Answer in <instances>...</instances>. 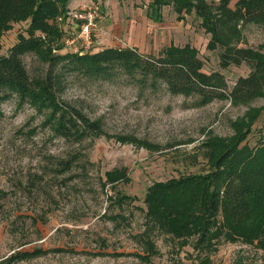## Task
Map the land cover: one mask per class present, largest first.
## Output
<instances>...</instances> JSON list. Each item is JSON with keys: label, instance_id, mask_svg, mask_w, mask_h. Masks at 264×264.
Segmentation results:
<instances>
[{"label": "rangeland", "instance_id": "rangeland-1", "mask_svg": "<svg viewBox=\"0 0 264 264\" xmlns=\"http://www.w3.org/2000/svg\"><path fill=\"white\" fill-rule=\"evenodd\" d=\"M237 1L231 0L230 6ZM163 11L164 23H151L147 39L137 37L139 45L147 47L140 53L157 54L171 42L190 44L199 52L204 71L222 72L229 89L251 73L245 64L221 67L223 48L213 47L212 36L194 13L180 21L172 7ZM110 16L108 7L105 20ZM66 20L69 27L59 23L69 35L75 21L69 14ZM105 20L96 31V46L130 45L127 37L107 33ZM26 25L15 23L0 37V56L8 53ZM238 31L234 46L264 56L263 23H240ZM25 63L36 75V58L29 56ZM66 85L61 100L102 124L104 133L93 143L54 137L44 117L34 116L28 106L17 111L16 103L9 101L1 107L0 264L15 251L36 249L47 253L16 264H264V235L259 231L252 232L251 243L215 242L203 252L177 246L158 233L153 236L158 252L150 260L139 258L146 253L137 239L145 222L141 209L148 187L205 173L210 148L219 140L233 139L259 115L250 135L257 139L264 123V93L247 105L218 100L196 108L192 98L172 96L165 89L141 93L123 80L111 85L71 76ZM112 189L138 199L121 207L108 199ZM118 214L129 220L115 221Z\"/></svg>", "mask_w": 264, "mask_h": 264}, {"label": "trees", "instance_id": "trees-1", "mask_svg": "<svg viewBox=\"0 0 264 264\" xmlns=\"http://www.w3.org/2000/svg\"><path fill=\"white\" fill-rule=\"evenodd\" d=\"M70 1L0 0V37L15 23L27 24L8 53L0 56V113L9 101L16 103L17 111L28 106L34 116L44 117L43 123L54 137L93 143L104 133L101 122L61 100L71 76L111 85L123 80L141 93L165 89L172 96L192 98L196 108L218 100L247 105L264 93V56L232 44L240 36V23L264 24V0H238L234 8L231 0H150L148 4V18L154 23L162 21L165 7H172L180 21L194 13L212 36L213 47L223 48V69L250 66L251 73L238 78L232 89L222 72L204 71L199 52L190 44H171L149 55L130 47L82 53L66 49L61 23H66ZM29 56L38 62L36 75L25 63ZM258 117L233 139L219 140L210 148L205 173L148 187L141 209L145 222L137 238L146 255L140 259L150 260L157 254L153 236L158 233L169 236L177 246H191L199 252L214 248L215 242L251 243L253 231L264 235V123L257 139L250 136ZM106 186L105 182L103 188ZM112 190L114 195L108 199L121 207L138 199ZM114 219L129 220L120 214ZM46 253L40 249L15 251L1 262L16 264Z\"/></svg>", "mask_w": 264, "mask_h": 264}, {"label": "crops", "instance_id": "crops-1", "mask_svg": "<svg viewBox=\"0 0 264 264\" xmlns=\"http://www.w3.org/2000/svg\"><path fill=\"white\" fill-rule=\"evenodd\" d=\"M148 1L149 0H144V1L143 0H71L68 5V8L69 10H81V8L85 7L86 5L96 3L102 7L104 14L106 13V16H107V10H108V7H110L111 16L108 17L106 20L105 18L102 20V22L105 20L104 28H106V32L109 34L113 33V34L125 37V39L127 37L130 45H127L125 47V46H118V45L112 44L106 47H111V48L117 47L121 49L130 47V48L136 49L138 52H140V50L142 49L146 50L144 52H147V49H146L147 47H144V45H141L142 46L141 47L139 45V39L137 37L140 38L141 36H143V38L144 37L148 38V36L150 35V31H151L150 30L151 23H154L148 18V15L150 12V9L148 8V6L142 7L140 5L143 2H148ZM163 10L161 11L162 21L156 22V23H160V24L164 23L163 22V19H164ZM121 17H122V21L120 20ZM67 27H69V25H67ZM112 28H114L113 31H111ZM66 29L68 30V28ZM67 30L65 31L66 35L67 33H69L67 32ZM70 30H73L72 26ZM106 32H103V33H106ZM153 32H155V29H153ZM101 34H102V31H101ZM171 44H174V43L171 42ZM171 44H169L167 47L171 46ZM97 46L94 45L92 49L94 50V52H97V50H100L102 48H106V47H102L101 45H99V47Z\"/></svg>", "mask_w": 264, "mask_h": 264}, {"label": "built area", "instance_id": "built-area-1", "mask_svg": "<svg viewBox=\"0 0 264 264\" xmlns=\"http://www.w3.org/2000/svg\"><path fill=\"white\" fill-rule=\"evenodd\" d=\"M72 19L75 21V30L67 35L64 46L73 52L91 51L96 41V31L99 29L102 20L105 18L103 9L98 4H89L81 10L70 11Z\"/></svg>", "mask_w": 264, "mask_h": 264}]
</instances>
